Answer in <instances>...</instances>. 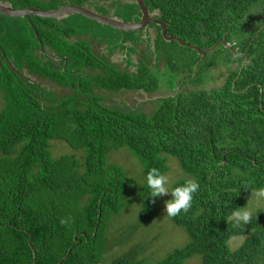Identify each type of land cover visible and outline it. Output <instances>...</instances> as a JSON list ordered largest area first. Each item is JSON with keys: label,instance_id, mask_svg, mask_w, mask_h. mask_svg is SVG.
<instances>
[{"label": "trees", "instance_id": "1", "mask_svg": "<svg viewBox=\"0 0 264 264\" xmlns=\"http://www.w3.org/2000/svg\"><path fill=\"white\" fill-rule=\"evenodd\" d=\"M143 1L166 23L168 36L201 51L219 43L194 78L200 56L165 42L159 27L150 49L155 66L143 54L137 71L129 73L95 58L83 41H65L88 33L90 25L108 29L86 18L74 16L60 26L32 16L31 27L26 19L0 15V264H33L30 237L36 264H58L68 250L61 264H102L109 221L135 188L123 168L107 162L109 153L121 148L140 160L143 178L152 168L164 174L171 156L199 184L189 210L169 217L187 231L190 242L155 264H185L195 255L202 264H264V211L247 225L236 226L231 219L245 206L247 193L264 188V0ZM0 2L14 9H40L43 3ZM120 15L140 13L135 3L120 4ZM33 29L44 46L66 58V65L40 54ZM122 36L121 50L128 48L124 42L140 40L136 33ZM159 62L164 64L160 71ZM219 65L227 73L224 84L196 89ZM31 77L70 94L39 89ZM162 77L167 78L163 85ZM186 85L196 88L182 91ZM163 87L176 93L155 100L151 113L108 106L96 94L152 93ZM53 141L64 142L73 154L52 157ZM138 195L141 214L122 234L124 240L149 223L158 204L148 198L145 184ZM237 236L244 237L243 243L231 250L229 242ZM142 249L137 246L110 264H147L139 259Z\"/></svg>", "mask_w": 264, "mask_h": 264}, {"label": "rangeland", "instance_id": "2", "mask_svg": "<svg viewBox=\"0 0 264 264\" xmlns=\"http://www.w3.org/2000/svg\"><path fill=\"white\" fill-rule=\"evenodd\" d=\"M120 3L132 4L133 1L120 0ZM94 30L96 31L95 33L99 36L112 37L113 31H109L108 29L105 30L98 28V30ZM90 31H92V28L90 29ZM147 35L142 34L140 38L142 41L136 43L133 46L136 53L130 52V55H128V52H125V50L117 49L118 51H120V53H118L115 56V60H113L116 64L119 65L120 59L121 70H127L128 72L135 71L138 62L142 59L143 54L150 58L149 61L151 62V64L152 62H156L155 56L153 54H150V49L153 50L154 40L157 36V32L156 30L151 29L149 30ZM118 55H120V57H117ZM126 60L130 61V66L126 64ZM157 67L159 71L162 70L164 67L163 62H159ZM232 67L236 68L237 65H233ZM226 77L227 73L225 69L221 68V66L219 65L215 69V71H213L211 77L208 80H204L202 86L196 88L192 85H186L183 86L182 91L193 90L195 88H201L208 91L214 88H219L224 84ZM31 78L34 81L40 82V84L44 88L54 91L57 96L70 94L68 90H63L58 86L52 84L51 82L36 79L34 77ZM191 78H194V76L192 75ZM163 82L167 83L166 77L161 78L162 85ZM96 94L104 98L105 104L108 106L138 109L141 112L151 113L154 109L153 102L155 100L173 95L174 92L170 91L166 87H163L153 93H136L129 91L109 93L106 91H97ZM3 107L4 98L3 93L0 90V110ZM51 144L52 157H60L61 155L73 154V150L62 141H53L51 142ZM78 155H81V153H78ZM166 158L167 171L164 174L169 176L172 186H174V184L178 181L191 180L187 175L183 173L178 164V161L174 157L167 156ZM107 162L123 168L126 173V177L135 183V188L126 196V203L123 209L117 215L111 217L109 221L107 230V250L102 264H110L111 261L137 246H141L143 248L141 254L139 255V259L145 260L147 264H155L173 251L186 246L190 242V236L187 231L184 228L175 225L169 219V217L164 214V202L170 199V196H163L158 198V204L155 207L154 213L149 223L146 225H142L128 239H123L122 234L124 233V231H126L128 227L130 228L132 225H134L141 214L142 207L138 193L140 188L144 184L142 165L140 160L127 148H121L117 151L110 152L107 157ZM245 199L246 202L243 208H247L253 203L251 193H247L245 195ZM259 210L264 211V207H261ZM231 219L234 221L233 216L231 217ZM243 240V236H237L230 240L229 246L231 250H236L243 243ZM185 264H202L201 256L195 255L186 260Z\"/></svg>", "mask_w": 264, "mask_h": 264}, {"label": "flooded vegetation", "instance_id": "3", "mask_svg": "<svg viewBox=\"0 0 264 264\" xmlns=\"http://www.w3.org/2000/svg\"><path fill=\"white\" fill-rule=\"evenodd\" d=\"M42 1H43V3H42V7L40 9L41 10H45V11L58 10L60 8L66 7V6H79V7H84L86 9H88V10H91V11L97 13L98 15H100L102 17H106V18H110V19H118V20H122L124 22H137L139 20V18H140V16H138V17L131 16L129 18H127V17L124 18V16H121L120 15V4H122V3H120V0H42ZM132 1L134 3V0H132ZM152 13H153L154 18H156L159 21H161L160 18H159L158 13L156 11L155 12H152ZM74 16H79V15H74ZM70 18H72V16ZM70 18L63 19V20H55V22H58L60 26H64V25L66 26V21L68 19H70ZM30 20H31V18H30ZM94 23H96V22H94ZM98 25H100V24H98ZM95 26L96 25H94V26L93 25L92 26L90 25V27L92 28V31H90L89 29H91V28H89L88 29L89 31L86 34H78L77 36H72L71 38L65 37L64 39H65L66 42H69L70 44H76V43L79 44V43H81V41H83L85 43V45H86V50L89 51L91 54H93V56L95 58H98L100 60L103 59L104 61H107V62H110L112 64H115L116 67L120 70V59H119V65L116 64L114 62V60H115V56L118 53H120V51H118L117 49H121L120 48V39H123V36H122V33L123 32H120V31L115 30V29H113L111 27H108V26L100 25L102 27H106L108 29H111L109 31H113L112 32V37H109V38H112V41L113 42L111 44H109L108 42L105 41L106 39L103 36H99V35H97L95 33L96 31L94 29L98 30V28H97L98 26H96V27ZM156 27L157 26H155L154 24H151L146 30H141L139 32H136V34H138L139 37L141 38V35L142 34L147 35L148 32H149V30H151V29L156 30ZM156 32H157V30H156ZM102 34H104V33H102ZM141 41L142 40L140 39L136 43L141 42ZM136 43H131V42L126 43V42H124L123 45L126 46V47H128L127 49H124L125 52H128L127 50L129 48H133V46ZM116 45H119V46H116ZM39 52H40V54H42L46 58L53 59L54 62L57 63V65H59V63L61 61H63V65H66V58L64 56H58L57 54H55V50L51 49L47 45L44 46L41 43ZM135 53H136V51H135ZM129 55H130V53H129ZM54 57H57L58 60H55ZM117 57H120V55H118ZM126 61H128L130 63L129 60H126ZM126 64H127V62H126ZM130 64H128V66H130ZM155 64H156V62L155 63L152 62V64L150 62V66L151 67L152 66H155ZM233 65H237V64H233ZM242 65H244V62H242L241 66ZM137 66H138V64H137ZM233 68L234 67H232V69ZM136 71H137V67H136V70L135 71L129 72V73H134ZM30 80H32V79H30ZM186 81H187V79H183L180 82V84L176 87V90L179 91L180 88H181V85L184 82H186ZM35 82H36L35 85L39 89L50 90V89L44 88L40 84V82H38V81H35ZM63 90H65V89H63ZM97 91H99V90H96V92ZM100 91H103V90H100ZM68 92H70V90H68ZM138 92H141V91H138ZM179 92H181V91H179ZM142 93H144V92H142ZM174 93H176V91ZM170 96H174V94L173 95H170Z\"/></svg>", "mask_w": 264, "mask_h": 264}, {"label": "water", "instance_id": "4", "mask_svg": "<svg viewBox=\"0 0 264 264\" xmlns=\"http://www.w3.org/2000/svg\"><path fill=\"white\" fill-rule=\"evenodd\" d=\"M135 5L138 7L139 13H140V18L137 22H124L122 20L118 19H110L106 17H102L98 15L97 13L88 10L84 7H79V6H66L63 8H60L58 10H41L38 8H20V9H14L13 6L8 3V2H0V15L8 17V18H13V19H27L30 26L33 27L31 23V16H35L38 18L42 19H52V20H63L66 18H69L74 15H79L82 16L88 20H91L93 22H96L97 24L104 25L111 27L115 30H118L123 33H136L141 30H146L151 24H154L155 26L160 28V34L163 38V40L167 43H170L172 41L176 42L179 46L184 47V48H189L200 56V60L197 62L194 70L193 76H195V73L197 71L198 65L202 62L204 57L210 53L213 52L218 44L213 45L211 48L206 49L201 51L199 48L188 44L184 43L182 40L175 36H168L166 29L167 25L166 23L159 21L158 19L154 18L153 13H151L148 8L145 6L143 0H134ZM35 37L38 39L39 44L41 45V42L39 41L38 38V33L35 29ZM221 44L225 47L230 49V45L221 42ZM233 54H235V51H233ZM4 56V54H2ZM241 55L237 56L240 58ZM55 60H58L57 57H54ZM23 78L28 79L27 76H23ZM30 83L35 84L36 82L33 80H29ZM32 238H29V246L32 250L33 253V264H36V251L31 245ZM71 250H68L66 256L63 258L62 261H64L70 254ZM62 261H60L58 264H61Z\"/></svg>", "mask_w": 264, "mask_h": 264}, {"label": "clouds", "instance_id": "5", "mask_svg": "<svg viewBox=\"0 0 264 264\" xmlns=\"http://www.w3.org/2000/svg\"><path fill=\"white\" fill-rule=\"evenodd\" d=\"M144 184L148 189V198L153 201L163 196H170V199L164 202V214L168 217H175L182 211L187 212L192 205L194 194L199 190V184L194 180H187L173 187L169 176L161 173L157 168H152L146 173ZM251 197L253 203L249 207L234 211L236 226L249 224L253 215L264 207V188L251 192Z\"/></svg>", "mask_w": 264, "mask_h": 264}]
</instances>
